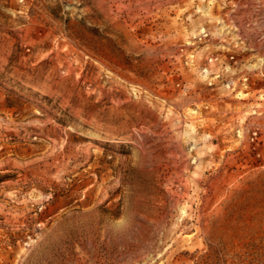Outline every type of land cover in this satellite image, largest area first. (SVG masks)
<instances>
[{"label":"rangeland","instance_id":"rangeland-1","mask_svg":"<svg viewBox=\"0 0 264 264\" xmlns=\"http://www.w3.org/2000/svg\"><path fill=\"white\" fill-rule=\"evenodd\" d=\"M0 264H264V0H0Z\"/></svg>","mask_w":264,"mask_h":264},{"label":"built area","instance_id":"built-area-1","mask_svg":"<svg viewBox=\"0 0 264 264\" xmlns=\"http://www.w3.org/2000/svg\"><path fill=\"white\" fill-rule=\"evenodd\" d=\"M209 40L210 32L203 27L197 36L190 38L173 54V62L178 64L171 71V75L176 78L174 88L187 95L191 89V82L188 80L190 72L198 69L208 87L213 91L221 92L217 93L220 98L241 99L252 77L259 73V68L243 61L244 50L237 41L232 45V48L236 49L232 50L229 44H224L221 52L208 51L204 62L197 65L194 45L197 41L208 44ZM252 134V140H254L257 132L253 131Z\"/></svg>","mask_w":264,"mask_h":264}]
</instances>
